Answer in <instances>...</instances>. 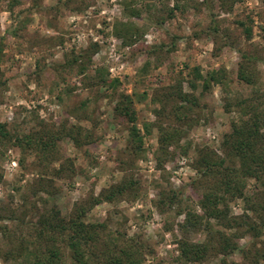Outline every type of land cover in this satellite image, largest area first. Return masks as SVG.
Instances as JSON below:
<instances>
[{
	"label": "rangeland",
	"instance_id": "obj_1",
	"mask_svg": "<svg viewBox=\"0 0 264 264\" xmlns=\"http://www.w3.org/2000/svg\"><path fill=\"white\" fill-rule=\"evenodd\" d=\"M125 5L140 14L128 17ZM129 21L141 33L131 44L115 34L116 26ZM245 27L251 28L250 38ZM0 41L4 80L0 122L8 132L29 133L63 119L82 127L78 146L70 138L58 142L62 156L74 164L71 177L52 176L58 162L45 169L33 153L21 165L20 150L0 142V251L6 248L2 229L26 235L41 212L66 215L76 202L99 196L124 177H132L135 197L130 193L101 201L90 208L88 220L105 221L128 236H141L152 249L144 264H211L179 259L176 240L183 213L161 212L155 201L161 192L180 190L179 205L173 208L201 213L199 192L191 185L196 147L207 145L221 153L220 142L233 116L224 111L222 98L264 94V0H0ZM93 42L97 51L85 75L77 74V65L63 66L73 52L83 53ZM241 52L257 59L254 85L237 77ZM194 66L202 73L224 68V88L213 85L203 95L199 88L194 92L201 109L167 154L156 155V131L143 137L137 153L123 152L130 144L131 123L113 111L119 96L133 98L136 125L141 127L142 122L154 120L157 104L151 98L156 92L178 82L184 91L190 90L187 82ZM97 68L106 70V78L118 79L117 86L106 89L91 82ZM138 95L143 99L139 101ZM261 104L264 107V95ZM256 187L253 179H247L245 193L253 194ZM242 207L240 199L230 202L233 215H239ZM203 238L202 232L190 235L194 241ZM260 241L264 243V230ZM63 260L73 264L68 250ZM0 264L8 263L0 259Z\"/></svg>",
	"mask_w": 264,
	"mask_h": 264
},
{
	"label": "trees",
	"instance_id": "obj_2",
	"mask_svg": "<svg viewBox=\"0 0 264 264\" xmlns=\"http://www.w3.org/2000/svg\"><path fill=\"white\" fill-rule=\"evenodd\" d=\"M204 2L207 3V0ZM178 6L175 2L174 8ZM124 11L128 17L140 14L139 9L129 5H125ZM172 13L173 8L169 16ZM244 31L246 38H250L251 28L245 27ZM138 33L139 28L130 21L115 28V34L129 44L141 36ZM175 39L177 36L173 37L170 48L175 45ZM96 51L97 43H90L83 53L73 52L71 59L66 60L63 66L77 65V74L85 75L87 63ZM2 55L3 44L0 41V61ZM255 61L257 59L254 56L240 53L237 70L240 81L248 85L256 83ZM191 73L193 77L187 82L189 91H184L178 82L163 87L153 95L151 102L157 104L152 110L154 120L142 122L141 127L136 125L133 98L123 93L119 96L113 111L131 123L130 144L123 152L127 150L137 153L143 137L156 131V155L167 154L168 148L177 144L185 130L192 126L194 112L201 109L200 98L194 92L199 88V95H203L213 85L225 86L224 68L218 67L202 73L199 67L194 66ZM105 75L106 70L97 68L92 79L89 78L91 82L97 81L98 85L106 89L115 88L118 79L106 78ZM3 83L0 71V86ZM263 95L255 93L253 97L222 98L224 111L233 113V116L230 117L229 130L223 134L220 142L221 153L207 145L196 147L192 160L195 177L191 185L199 192L197 205L201 213L188 207L184 211L173 208L179 205L180 190L161 192L155 201L161 212L174 209L175 214L183 213V219L178 223L181 234L176 245L179 259L185 263L209 261L211 264H264V243L260 241L264 230ZM143 97L138 95V100ZM81 133L82 127L78 123H69L63 119L59 123L52 121L49 126L42 125L38 130L13 136L6 129V124L0 122V142L20 150L21 165H24L26 155L33 153L38 165L45 169H49L51 163L58 162L51 174L63 178L71 177L75 171L72 160L60 153L58 142L70 138L78 146ZM247 179L255 181L257 187L253 194L245 193ZM130 193L135 197V182L132 177H124L121 182L104 189L99 196L76 202L66 215L55 210L41 212L33 223L32 232L26 235L13 233L4 225L2 235L6 248L0 251V259L8 264H65L63 255L68 250L73 264H144L145 255L152 252V249L141 236H128L118 229L110 228L105 221H91L87 218L92 206ZM237 199L243 202L242 212L233 215L230 202ZM193 232H202L204 238L191 240ZM242 238L248 239L241 244L239 241ZM235 255L240 259H235Z\"/></svg>",
	"mask_w": 264,
	"mask_h": 264
}]
</instances>
